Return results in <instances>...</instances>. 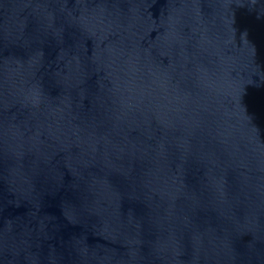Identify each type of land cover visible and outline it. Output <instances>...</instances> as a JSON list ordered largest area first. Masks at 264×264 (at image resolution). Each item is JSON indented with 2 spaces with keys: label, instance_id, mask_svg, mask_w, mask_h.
<instances>
[{
  "label": "water",
  "instance_id": "water-1",
  "mask_svg": "<svg viewBox=\"0 0 264 264\" xmlns=\"http://www.w3.org/2000/svg\"><path fill=\"white\" fill-rule=\"evenodd\" d=\"M0 264H264V0H0Z\"/></svg>",
  "mask_w": 264,
  "mask_h": 264
}]
</instances>
